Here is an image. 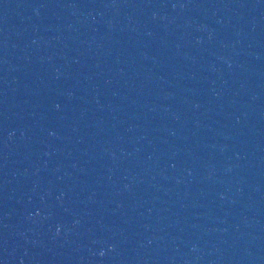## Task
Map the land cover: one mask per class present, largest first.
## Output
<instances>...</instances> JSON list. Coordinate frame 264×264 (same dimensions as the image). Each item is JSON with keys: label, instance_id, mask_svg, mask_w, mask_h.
<instances>
[{"label": "water", "instance_id": "obj_1", "mask_svg": "<svg viewBox=\"0 0 264 264\" xmlns=\"http://www.w3.org/2000/svg\"><path fill=\"white\" fill-rule=\"evenodd\" d=\"M244 71L215 264H264V0Z\"/></svg>", "mask_w": 264, "mask_h": 264}]
</instances>
